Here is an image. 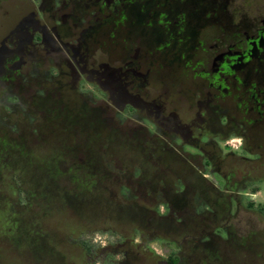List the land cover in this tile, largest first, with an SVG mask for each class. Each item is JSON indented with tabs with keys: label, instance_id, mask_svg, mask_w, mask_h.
Masks as SVG:
<instances>
[{
	"label": "flooded vegetation",
	"instance_id": "obj_1",
	"mask_svg": "<svg viewBox=\"0 0 264 264\" xmlns=\"http://www.w3.org/2000/svg\"><path fill=\"white\" fill-rule=\"evenodd\" d=\"M50 137L45 180L25 159ZM0 164L7 231L33 228L15 208L70 210L73 264H264L240 216L264 218V0H0Z\"/></svg>",
	"mask_w": 264,
	"mask_h": 264
},
{
	"label": "rangeland",
	"instance_id": "obj_2",
	"mask_svg": "<svg viewBox=\"0 0 264 264\" xmlns=\"http://www.w3.org/2000/svg\"><path fill=\"white\" fill-rule=\"evenodd\" d=\"M60 153L61 150L59 149V144L50 137L39 146L37 152L27 155V158L25 159L27 168L32 174L43 175L45 180H50L57 172V162L61 161L63 158ZM161 159L163 160V158H160V160ZM61 168L65 172L67 167L62 164ZM103 169L107 171L106 168ZM114 172H116V170H113L112 173ZM159 174L164 176V178L169 179L173 176L174 172L171 169H165L164 172L159 171ZM17 175L19 176V173L13 169L12 166L0 164V176L4 177L3 181H0V210L2 207H5V202L11 201V203H16V197L12 196L7 198L3 196L4 194H8V196L11 195L12 186L15 189H18L17 183L13 180ZM109 182L110 181L106 179L102 181L98 187L102 188L103 185H110V188H113L112 184H109ZM55 183L58 188L63 190H69V188L72 187L69 179L65 177ZM253 199L254 203H258L262 200L261 196L253 197ZM49 204L48 211L42 213L38 204L35 207L36 209L30 208L29 210H26V212L22 211L23 209H20V211L16 208L13 209L14 213H9L11 221L13 218L20 220L24 217V223L26 221L29 224V227H33L29 231L22 227L19 229L18 233L16 230H11L12 232L7 231L11 224L8 221L5 223L2 220V215L7 213V210L0 212V260L3 264H44V261L41 259L48 254V246L53 248L54 252L59 255L62 264L74 263L76 253L68 247L66 238L70 233L77 230L82 222L79 223V215H77L78 218H76V214L72 211L62 208L60 209L55 206L53 202H49ZM83 215L85 220L90 216L89 213H83ZM240 216H243V223H241V225H246V229L254 228L255 230H259L264 226L263 216L255 212V210H250L244 214L241 212ZM100 220L90 225H84V228H93V230L110 228L118 230L119 228L117 226L121 225L120 223L118 225L117 223H112V221L102 222ZM94 236H99V238L103 239L100 232H95ZM151 246L156 253H161L157 243H152ZM239 256L241 258L246 257V254L245 252L243 254L239 253Z\"/></svg>",
	"mask_w": 264,
	"mask_h": 264
}]
</instances>
